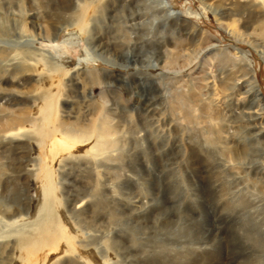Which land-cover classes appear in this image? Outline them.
Instances as JSON below:
<instances>
[{
  "label": "rangeland",
  "instance_id": "rangeland-1",
  "mask_svg": "<svg viewBox=\"0 0 264 264\" xmlns=\"http://www.w3.org/2000/svg\"><path fill=\"white\" fill-rule=\"evenodd\" d=\"M0 264H264V0H0Z\"/></svg>",
  "mask_w": 264,
  "mask_h": 264
},
{
  "label": "bare ground",
  "instance_id": "bare-ground-1",
  "mask_svg": "<svg viewBox=\"0 0 264 264\" xmlns=\"http://www.w3.org/2000/svg\"><path fill=\"white\" fill-rule=\"evenodd\" d=\"M213 48H215V47L212 46V47H210V48H208V49H206V50H204V51H205V52H206V51H210V50H212ZM201 53H202V52H201ZM245 80H246V79H243V80H242V86H243L244 88L248 87V90H252V92H254V86H253L252 80L247 81V86H246V81H245ZM50 95H51V94H50ZM50 102H51V101H50ZM51 103H52V102H51ZM44 106H45V105H44ZM45 107H46V108H45V111H44V110H43V112L41 111V112H42V115H43V113H47V112L49 113V112H51V110H52V109H50V104H49V103H47ZM49 109H50V111H48ZM43 116H44V115H43ZM47 116H48V115L46 114V117H45V118H48ZM43 118H44V117H43ZM45 118H44V119H45ZM46 120H47V119H46ZM48 121H49V120H48ZM46 122H47V121H46ZM46 124H47V123H46ZM43 132H44V131H43ZM43 135H44V134H43ZM37 136H38V135H37ZM49 219H50V218H49ZM47 221H48V220H47ZM40 224H41V223H40ZM48 224H49V222H48ZM42 226H43V225H42ZM46 226H47V225H46ZM46 226H45V227H46ZM48 227H49V226H48ZM48 227H47V228H48ZM42 229H44V227H42ZM42 231H43V230H42ZM44 231H45V230H44ZM43 240H44V239H42L41 242H39V245L42 244ZM34 243H35V242H34ZM31 244H32V243H31ZM31 244H30V245H31ZM43 244H44V242H43ZM31 246H32V245H31ZM21 258H22V257H21ZM23 258H24V256H23ZM24 260H26V259H24Z\"/></svg>",
  "mask_w": 264,
  "mask_h": 264
}]
</instances>
